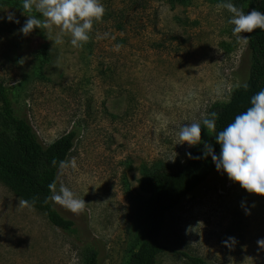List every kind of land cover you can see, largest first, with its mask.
Instances as JSON below:
<instances>
[{
  "label": "rangeland",
  "instance_id": "1",
  "mask_svg": "<svg viewBox=\"0 0 264 264\" xmlns=\"http://www.w3.org/2000/svg\"><path fill=\"white\" fill-rule=\"evenodd\" d=\"M38 0H33V8ZM104 14L74 47L57 27L19 31L26 14L0 6V82L18 116L45 145L72 130L74 145L56 185L83 199L65 232L0 183V264H123L149 192L141 181L156 163H182L194 146L179 127L201 121L247 77V44L218 0H100ZM9 13L19 23L3 20ZM43 19V17H37ZM240 35L245 36V33ZM46 45L49 60L41 63ZM202 126L200 140L208 138ZM228 237L235 242L222 243ZM264 197L214 170L166 215L163 244L208 264H264ZM156 264H191L165 253Z\"/></svg>",
  "mask_w": 264,
  "mask_h": 264
},
{
  "label": "trees",
  "instance_id": "2",
  "mask_svg": "<svg viewBox=\"0 0 264 264\" xmlns=\"http://www.w3.org/2000/svg\"><path fill=\"white\" fill-rule=\"evenodd\" d=\"M165 1L170 5L185 3V0ZM231 2L245 13L253 8L264 12V0ZM0 6L41 17L33 7L31 10L23 9L22 0H0ZM245 36L248 37L247 77L231 89L227 100L210 106L208 114L216 113L215 131L222 130L236 114L245 110L250 97L264 88V30L254 29ZM39 55L42 64L49 60L46 45L40 48ZM215 131H209L208 138L192 147L188 153L192 157H201L205 142L212 144L213 151L218 153L219 147L214 142ZM75 138L76 132L72 130L47 145L43 144L28 120L15 113L8 88L0 82V183L20 200L28 201L29 206L42 213L52 226L65 232L73 230V223L62 217L53 202L46 198L50 196L48 185L56 183L60 162L67 159ZM214 170L210 157H186L182 163L159 162L151 167L141 181L142 189L149 192L147 205L139 217L133 244L123 264H156L158 257L165 253H179L191 264H208L163 244L162 233L167 213L176 208ZM82 264H99L94 248L86 251Z\"/></svg>",
  "mask_w": 264,
  "mask_h": 264
},
{
  "label": "clouds",
  "instance_id": "3",
  "mask_svg": "<svg viewBox=\"0 0 264 264\" xmlns=\"http://www.w3.org/2000/svg\"><path fill=\"white\" fill-rule=\"evenodd\" d=\"M22 7L31 10L33 0H22ZM218 7H222L230 13L227 21L231 25V31L238 41L246 42L248 37L241 33H251L254 29L264 30V12L251 9L243 12L237 8L231 0H222ZM36 10L43 19L34 15L25 16L26 20L19 31L23 34L35 29H51L57 27L59 33L56 43L63 42V36L70 37L69 43L74 47H82L89 39L93 22L98 21L104 14V6L100 0H38L35 3ZM5 22L19 23L14 14L9 13L3 18ZM247 88V85H244ZM216 113H209L201 121L184 124L177 132L178 143L194 146L201 143L200 133L202 126L209 131L216 129ZM214 142L219 147L218 153L213 151V146L205 142L201 157H192L190 153L185 155L191 159L210 157L217 172H222L229 181L238 184L246 193L264 197V88L253 94L249 99V106L236 114L234 118L222 130L215 131ZM75 167V161L60 162V167ZM50 199L72 213L83 210L85 202L76 198L67 187L55 182L48 185ZM21 205H29L26 200L20 201ZM235 242L234 237H228L222 243ZM258 247H264V239L257 240Z\"/></svg>",
  "mask_w": 264,
  "mask_h": 264
}]
</instances>
